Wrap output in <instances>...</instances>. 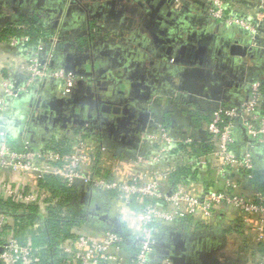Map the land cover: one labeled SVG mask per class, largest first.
Here are the masks:
<instances>
[{
	"label": "built area",
	"instance_id": "built-area-1",
	"mask_svg": "<svg viewBox=\"0 0 264 264\" xmlns=\"http://www.w3.org/2000/svg\"><path fill=\"white\" fill-rule=\"evenodd\" d=\"M205 12L208 22L221 21L226 28L247 33L252 45L264 50V0L258 1V12L247 6L230 12L226 0H207ZM229 10V12H228ZM235 31V32H236ZM28 42V38H22ZM20 40H12V47H19ZM37 46L33 50L0 52V199L25 208L36 206L38 220L24 233H20L14 214L0 209V264H39L41 248L34 245L33 232L38 234L51 208L58 203L51 190L43 183L50 177L63 180L68 186L84 184L94 190L113 192L130 213V219L138 225V232L117 233L111 229L99 236L95 229L78 227L60 240L58 249L64 254L61 264H172L167 258L157 256L158 238L154 222L167 226L176 225L184 218H194L206 226L218 223V208L230 206L240 214L246 232L264 242V192L255 189L246 192L242 183L232 180L228 172L243 170L249 181H254L257 171L255 141L264 143V84L255 80L249 97L238 105L218 104L206 124L208 145L211 149L199 156L178 152L181 165H198L214 170L225 179L223 190L208 188L201 194L192 183H178L167 190L171 175L179 166H169L164 159L179 145L194 143L191 137L174 138L163 122L156 130L147 133L155 144V151L134 158L120 160L119 167L126 171V178H107L100 173L99 161L107 147L95 141L84 130L73 132L71 149L64 153L46 148H33L25 134L14 141L15 129L11 125L12 108L19 95L37 96L47 85H59L62 95L73 92L76 76L60 65L52 64V55ZM240 124L246 132L248 144L243 153L235 149L234 127ZM167 162V163H166ZM168 164V166H166ZM140 207L132 208L133 199ZM152 202L144 203L145 199ZM133 219V220H132ZM83 230V231H82ZM94 236V237H92ZM124 245H134L128 262ZM250 264H264V256L255 257Z\"/></svg>",
	"mask_w": 264,
	"mask_h": 264
},
{
	"label": "crops",
	"instance_id": "crops-1",
	"mask_svg": "<svg viewBox=\"0 0 264 264\" xmlns=\"http://www.w3.org/2000/svg\"><path fill=\"white\" fill-rule=\"evenodd\" d=\"M42 1V0H41ZM48 1V0H46ZM45 0L41 4L46 3ZM259 0H226L230 12L233 10L241 9L243 6H247V10L252 12H258L261 8L258 6ZM28 0H22L21 3H27ZM58 4L59 0L55 1ZM193 13L198 14V25L195 28L194 33L205 37L222 36L224 40H228L234 43L236 40L249 41L250 36L245 32H235L232 29L226 28L225 24L221 21L207 22L204 10H207L209 4L207 0H193ZM55 6V5H54ZM228 10V12H229ZM66 8L63 9V14ZM202 14V15H201ZM127 15L125 16V18ZM113 19V18H112ZM124 19V17L122 18ZM119 22L121 20H118ZM125 23L124 21H121ZM207 23V25H206ZM127 25V23H126ZM181 31V30H180ZM177 31L175 35H171L178 42H186L189 38L188 34L182 31ZM192 31V30H191ZM264 34V33H263ZM134 36V35H132ZM223 38H219L218 41H222ZM180 42V43H181ZM177 44V43H176ZM219 44V43H218ZM114 47L110 44L112 50L109 52L112 58L121 57L122 65L116 66L117 70L121 69V73L125 76L130 67L131 63H136L137 60H145V57L151 51L144 47L138 45H133L129 49L124 48L120 43L115 44ZM220 45V44H219ZM116 48V49H115ZM257 48V47H256ZM11 51L10 45L4 44L0 46L1 53H7ZM156 51V50H155ZM49 56H54V51L49 50L47 53ZM224 55L216 54L215 60L206 68L196 69V68H186L183 65L176 66L175 70L171 74V82L164 83V74H168L167 69L162 67V57H157V62L159 63V71L156 72L154 79L159 81V83H153V87H144L140 91L142 96L146 94L151 99L147 98L150 103L153 102V113L154 119L150 112L145 110L141 112H148L149 116L145 123L136 132V138L134 140L129 138L123 148H116L114 144H107V152L102 153L99 161L100 173L107 178H118L119 180H124L126 178V171L122 166L120 168V160L134 158L139 154L148 155L155 151V144L147 138V133H152L156 130L157 120H161L169 129L171 135L174 138H193L199 144H204L208 147V135L206 131V124L213 109L218 104L224 105H238L245 101L250 94V88L252 82L257 79V75L264 73V52L258 49L257 53L254 54L253 58L250 57H239L230 56L231 58L226 60ZM161 61V62H160ZM133 63V64H134ZM94 63L88 64V69L90 71H95L99 66L94 67ZM86 65H84V68ZM157 68V67H156ZM87 83V80L83 78V82L79 84L80 92L84 94L82 86ZM156 84V85H155ZM150 86V85H149ZM125 93L130 96L132 93V85L126 79L123 81V86ZM30 95L23 96L20 101L16 100L17 103L13 105L12 108V120L20 118L24 114H28V118L24 119V124L20 126L18 130L15 128L13 133H15V141L20 139V133L22 128L31 121L32 117V107L27 110L24 109V102L29 101ZM138 112H140L138 110ZM40 114L37 110L34 112ZM157 119V120H156ZM156 120V121H155ZM27 122V123H26ZM135 125V124H134ZM74 128L70 126L69 129ZM76 129V128H75ZM73 130V132L75 131ZM77 130V129H76ZM60 137L68 138L70 134L66 132H58L53 134ZM235 135V146L234 149L238 154L243 153L246 149L248 141L247 135L243 127H240L238 131H234ZM131 136V135H130ZM48 137V138H50ZM42 140L40 138L34 143L37 149L43 148L48 141ZM255 160L257 168V179L254 181H249L247 179V174L243 170H234L228 172L229 178L238 181L243 184L246 192H254L255 189L262 190L260 185H264V143H259L255 141ZM169 166H180V160L178 158V152H170L164 158ZM166 162V163H167ZM166 164V166H168ZM203 169V170H202ZM201 174L196 176L195 181H192L193 187L199 191L201 194L208 188H217L218 190H223L225 186V179L218 175L214 170H208L205 167H201ZM171 182L165 185L167 190H171ZM97 190L92 189L89 186L80 184L78 188L79 202L82 204V210L84 211L86 219H96L98 222L95 225L84 224L83 227L92 230L95 229L97 235L101 236L105 230L108 229V224L120 225L124 233H129L132 228L134 232H138V225L133 223L130 219L129 210L122 205L116 194H102L98 195ZM89 196V197H88ZM83 202H82V201ZM138 200L133 199L131 204L132 208H138ZM98 204L101 206L97 213L103 214L105 219H100L97 215L93 214V206ZM218 212V223L215 226H206L201 224L200 221L190 218L191 220L184 223L177 222L173 225V228L191 237H201L205 235H211L217 239L222 240V252L226 254L229 258L233 260L244 261V264H250V261L259 256H264V242H257L256 237L250 235L246 232L244 225L242 223L240 214L236 208L230 206H221L217 210ZM107 220V221H106ZM133 220V219H132ZM82 227V226H81ZM83 231V230H82ZM164 233L159 234L162 238ZM94 237V236H92ZM164 238V237H163ZM124 256L127 258L128 262L131 260V253L129 249H124Z\"/></svg>",
	"mask_w": 264,
	"mask_h": 264
},
{
	"label": "flooded vegetation",
	"instance_id": "flooded-vegetation-1",
	"mask_svg": "<svg viewBox=\"0 0 264 264\" xmlns=\"http://www.w3.org/2000/svg\"><path fill=\"white\" fill-rule=\"evenodd\" d=\"M21 1L0 0V46L10 45L12 40L19 39V47L10 45L9 52L15 53L21 48L33 50L43 45L46 49L53 48L54 66L60 65L77 71H81L86 65L83 69L85 70L90 63L99 66L95 71L87 70V74L83 77L77 76L74 70L67 69L76 76L71 94L62 95L59 90L54 91L56 89L54 85H47L40 89L37 96L30 95L29 101L24 102L23 107L25 110H30L32 107L31 117L33 116L37 125L38 134H41V137L46 135L48 137L58 132L67 133L70 126H74L73 129H77L75 132L84 130L100 144L106 147L107 144H114L116 148H123V145L130 140L129 136L146 122L148 119L146 116L149 114L141 111L151 110V114L153 113L154 101L150 103L147 99H151V94L142 96L140 89L146 86L153 87V83L160 82L154 79L156 72L159 71L157 57H162L160 62L168 72L166 76L164 74L162 80L164 83L172 81L170 76L178 66L166 54L167 47L164 49V45L167 43L163 44L161 41L162 31L174 36L181 30L182 33L188 34L189 38L195 39L193 31L197 28L198 16H200L193 13L195 11L192 10L193 0H59V4L55 2L57 0H45V4H41L43 0H28L25 4ZM64 8L66 11L63 14ZM170 11L172 16L168 17ZM159 16H162L161 20ZM123 17L125 23L121 22L124 21ZM33 23L43 29V34L41 33V37L37 40L26 34V30H29ZM8 26L25 34L2 39L1 35ZM22 38H28L29 41H22ZM117 43L126 49L133 45L144 47L151 51V55L148 54L143 61L137 60L136 63H131L128 66L130 67L128 73L124 76L121 69L114 68L116 66L120 68L122 65L121 57L112 58L109 53L111 47H116ZM83 78L87 80L82 86L84 94L79 91L81 86L78 84ZM126 79L133 87L130 96L122 87ZM53 92L56 95L72 98L71 106H76V111L82 112V116L79 114L65 120L52 114L51 110L55 107V104L50 105ZM103 101L109 104L114 102L113 104L121 109V113L112 115L106 112L104 117L106 120L101 118ZM82 105L85 108L81 111ZM132 106L140 112H132ZM124 108L129 112H125ZM35 110L41 115L38 113L35 115ZM152 117L154 119V114ZM84 119L89 122L83 123ZM160 121L158 119L156 122Z\"/></svg>",
	"mask_w": 264,
	"mask_h": 264
},
{
	"label": "water",
	"instance_id": "water-1",
	"mask_svg": "<svg viewBox=\"0 0 264 264\" xmlns=\"http://www.w3.org/2000/svg\"><path fill=\"white\" fill-rule=\"evenodd\" d=\"M172 16V12L170 11L168 13V17ZM159 19H162V16H159ZM171 23V21H168ZM163 38L161 39L162 43H167V45H164V49L167 50L166 54L168 55L169 59H173L175 63L178 65H183L186 68H196V69H203L208 67L215 59L216 54L224 55L225 53L227 55V59H230V56H239V57H254V51L257 52L258 49L255 48V46L252 45V41H242V40H236L234 43L229 42L228 40H224L222 36H213L205 37V35L202 34V36L194 33L193 37L195 39L189 38L186 42L182 43L181 41H177L173 37L167 33V31H162ZM165 36V37H164ZM192 37V36H191ZM223 38L222 41L218 42L216 39ZM177 42V44H175ZM181 42V43H180ZM220 45H219V44ZM264 52V50H261ZM229 55V57H228ZM96 65H94L95 67ZM65 69L74 70L76 72L77 76H85L87 74V70H83L84 68H81V71H77L75 69L64 67ZM83 80H79L78 84H81ZM56 90H59V85L56 84L54 86ZM28 95V94H27ZM26 95H19V97L16 99L17 101ZM51 102L50 105H54L55 107L53 110H51L52 114L56 115L59 118L69 119L71 117L79 116V114L82 116V112L76 111V106H71L72 104V98L62 95H56L51 93ZM15 101V103H17ZM14 103V104H15ZM114 103V102H113ZM113 103H107L106 101H103L102 111L100 112V117L105 119V113H110L112 115H119L121 113V109H119L116 104ZM239 104V103H237ZM81 108V111L85 108L84 105ZM132 112H138V109L136 107H131ZM125 112L129 110L124 108ZM55 111V112H53ZM48 112V111H46ZM112 112V113H111ZM41 115V114H39ZM28 118V114H24L20 118L14 119L16 122H13L11 118V125L18 130L20 129V126L24 124V119ZM106 120V119H105ZM83 123H88L89 121L84 119L82 120ZM27 123V122H26ZM28 130L26 133L27 139H29L30 142L35 143L38 138L42 140H46L48 137L42 136L41 134H38L37 131V125L34 123L33 118L31 121H28ZM25 128L26 125L22 128L21 131H18L20 133V136L22 137L23 134H25ZM135 130V128H132ZM73 128L68 130V134L73 133ZM75 132V131H74ZM52 133V132H51ZM246 134V132H245ZM136 134L133 133V135L129 136V138L138 140L136 138ZM249 139L247 138V141ZM89 197V196H88ZM101 206L98 204H94L93 206V214L97 215L100 219H105L103 217V214L100 215V213H97L96 211L99 210ZM107 221V220H106ZM108 229H111L112 231H115L117 233L123 234V230L120 225L116 226V224H108ZM171 229L168 230V233H164L163 237H158L157 243L155 245L157 256L160 258H167L172 264H244V261L241 262V260H233L232 258H229L222 252V240L217 239L215 237H211V235H205L201 237H191L186 234L181 233L180 231H177L173 228V226L170 227Z\"/></svg>",
	"mask_w": 264,
	"mask_h": 264
},
{
	"label": "trees",
	"instance_id": "trees-1",
	"mask_svg": "<svg viewBox=\"0 0 264 264\" xmlns=\"http://www.w3.org/2000/svg\"><path fill=\"white\" fill-rule=\"evenodd\" d=\"M260 30L261 32H264V26L261 27ZM238 31L239 30L236 32ZM42 32V27L36 26L35 23H33V26L29 30H26V34L32 36L34 40L39 39L43 34ZM22 34H25V32H20L18 29L8 26L3 31L1 38L8 39L11 36H18ZM257 76L258 77L256 80H261V82L264 84V73ZM238 129L239 125L236 124L234 131H238ZM20 139L18 141H20ZM72 143V138L58 137L54 135L53 137L48 138L44 148L66 153L71 149ZM31 145L33 148H37L32 142ZM188 149H190V152L193 154V156H199L208 152L211 147L210 145L206 147L204 144H199L198 142L194 141V143L189 145H179L171 152H188ZM200 172L201 166L184 164L179 166L171 175L170 182L172 185H176L178 183H191L192 181H195L196 176L201 174ZM254 174V180H256L258 178V172L255 171ZM43 186L51 190L53 197L58 199V203L51 208L50 214L44 220V226L39 230L38 234L33 232V242L35 246L41 248L42 256L39 264H61L64 260V254H61L58 249L60 240L71 235L70 231L73 228L81 227L84 224L95 225V223L98 221L96 219H86L87 217L84 215V211L82 210L83 206L79 202L78 188L80 187V184L76 183L73 186H68L63 180L50 177L45 183H43ZM260 188L264 190V185L261 184ZM101 193L103 195L110 193L115 194L113 192L108 193L99 191L98 195L101 196ZM150 202H152V200L147 198L145 199L144 203ZM138 207H140L139 204ZM0 209L7 211L9 214H14L18 221L20 233L28 231V229L32 227L34 222L39 218L37 216L38 208L36 206L25 208L23 206L0 199ZM190 220V218H184L178 222L184 223ZM153 227L156 230L155 235L157 238L159 237L160 233L171 229V226H167L161 222H154ZM123 234L128 236L126 233ZM125 248L129 249L130 252H134L136 250L134 245H124V249Z\"/></svg>",
	"mask_w": 264,
	"mask_h": 264
},
{
	"label": "rangeland",
	"instance_id": "rangeland-1",
	"mask_svg": "<svg viewBox=\"0 0 264 264\" xmlns=\"http://www.w3.org/2000/svg\"><path fill=\"white\" fill-rule=\"evenodd\" d=\"M35 111H36V110H35ZM28 128H29V127H28V125H27L26 128H25V132H26V133H27Z\"/></svg>",
	"mask_w": 264,
	"mask_h": 264
}]
</instances>
